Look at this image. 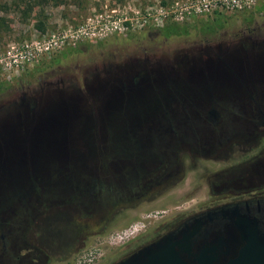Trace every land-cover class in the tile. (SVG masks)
Returning <instances> with one entry per match:
<instances>
[{
    "label": "flooded vegetation",
    "instance_id": "af4514ba",
    "mask_svg": "<svg viewBox=\"0 0 264 264\" xmlns=\"http://www.w3.org/2000/svg\"><path fill=\"white\" fill-rule=\"evenodd\" d=\"M239 31L249 38L235 35L198 49L209 60L205 70L158 72L156 78L115 68L109 73L112 89L122 84L124 90L123 103L110 106L116 118L110 144L117 150L99 153L95 160L103 165L87 168L89 182L78 164L94 162V157L71 155L66 129L63 136L58 134L65 127L67 106L60 103L45 116L37 110L42 106L34 104L31 136L0 137V174L13 179L0 183V189L17 190L18 198H25L43 185L54 203L45 218L68 215L72 201L87 213L122 201L127 215L128 206L157 204L190 189L199 196L188 200L197 201L196 208L156 240L171 233L182 242L178 250L189 264L235 259L248 230L256 229L264 238V169H259L264 159V32L249 27ZM244 54L248 62L242 64ZM182 74H189L188 80ZM115 96L112 92L113 101ZM50 128L58 135L45 144L42 132ZM47 150L42 172L26 168L27 153L36 158ZM1 238L7 250L5 235Z\"/></svg>",
    "mask_w": 264,
    "mask_h": 264
},
{
    "label": "rangeland",
    "instance_id": "374dc122",
    "mask_svg": "<svg viewBox=\"0 0 264 264\" xmlns=\"http://www.w3.org/2000/svg\"><path fill=\"white\" fill-rule=\"evenodd\" d=\"M192 1L196 0H0V137L31 136L36 127L31 118L34 104L42 106L37 110L45 116L64 104L68 151L94 157V162H79L84 175L87 168L102 166L95 160L99 153L117 150L110 144V126L116 119L110 106L115 101L123 103L122 84L115 90L109 84L108 76L114 68L152 78L158 72L205 70L209 60L198 50L202 45L217 44L235 35L249 38L248 34L239 35L244 27L264 32V0L254 1L251 8L240 12L182 16L181 8ZM176 5L177 14H165ZM102 18L118 25L105 35L82 38L75 45L70 44L69 37L62 48L18 72L9 74L3 68L2 60L11 47L34 40L39 34L71 35L87 24L96 29ZM244 57L242 64L248 62ZM187 75L181 77L188 80ZM112 92L116 93L114 101ZM58 134L64 135L63 127ZM23 146L29 147V143ZM49 155L48 150L36 158L27 153L26 168L42 172ZM261 155L264 158V151ZM260 164L259 169H264V159ZM11 180L0 174V183ZM84 182L89 181L86 178ZM39 189L25 198H18L17 190L0 189V264H115L193 212L197 201L188 200L199 197L193 190L184 189L157 204L128 206L127 215L122 201L112 202L103 211L87 213V208H77L69 200L73 210L68 215L45 218L52 202L45 187ZM209 195L214 198V191ZM2 234L9 244L7 250Z\"/></svg>",
    "mask_w": 264,
    "mask_h": 264
},
{
    "label": "built area",
    "instance_id": "2783aa9c",
    "mask_svg": "<svg viewBox=\"0 0 264 264\" xmlns=\"http://www.w3.org/2000/svg\"><path fill=\"white\" fill-rule=\"evenodd\" d=\"M191 1V0H189ZM257 0H196L190 4H186L181 8L182 16L194 17L202 16L203 14L211 11L218 12H240L247 8H251ZM172 10H165V14H177L179 12L178 5L172 6ZM101 26L96 29H90L89 24L87 26H81L77 31L71 35H42L36 37V39L25 42L19 46L11 47L6 53V57L2 60L3 68L9 74L20 71L25 66H32L40 63L46 56L50 55L57 48H62L65 41L71 37V43L75 45L80 39L97 38L107 34L113 28V25H118V22L107 23L102 18ZM86 36V38H85Z\"/></svg>",
    "mask_w": 264,
    "mask_h": 264
},
{
    "label": "water",
    "instance_id": "95a60500",
    "mask_svg": "<svg viewBox=\"0 0 264 264\" xmlns=\"http://www.w3.org/2000/svg\"><path fill=\"white\" fill-rule=\"evenodd\" d=\"M247 234L250 236L245 239V246L227 264H264V238L259 236L256 229L248 230ZM181 246V241L176 240L171 233L166 234L115 264H189L178 250Z\"/></svg>",
    "mask_w": 264,
    "mask_h": 264
},
{
    "label": "bare ground",
    "instance_id": "6f19581e",
    "mask_svg": "<svg viewBox=\"0 0 264 264\" xmlns=\"http://www.w3.org/2000/svg\"><path fill=\"white\" fill-rule=\"evenodd\" d=\"M68 126L67 122L65 121V128ZM59 130V129H58ZM56 132H51V128L50 129H46L45 131L42 132V137L41 139L44 141L45 144H48V142L51 143V138L54 136ZM56 136L58 135L57 133L55 134ZM48 138V139H47Z\"/></svg>",
    "mask_w": 264,
    "mask_h": 264
}]
</instances>
